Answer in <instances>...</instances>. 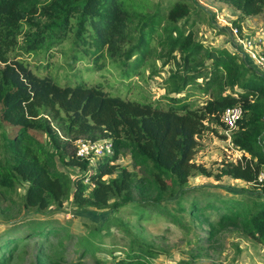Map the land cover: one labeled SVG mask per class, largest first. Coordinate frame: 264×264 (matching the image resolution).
<instances>
[{
	"label": "trees",
	"instance_id": "obj_1",
	"mask_svg": "<svg viewBox=\"0 0 264 264\" xmlns=\"http://www.w3.org/2000/svg\"><path fill=\"white\" fill-rule=\"evenodd\" d=\"M218 1L231 4L243 16L264 11V0ZM36 4V0H0V206L16 197L18 184L24 180L27 185L17 210L60 206L67 199L76 208L114 212L131 205L137 220L158 214L184 227L186 214L191 222L207 225L208 238L237 230L264 243V185L256 192L261 198H188L186 207L179 200L187 191L189 176L209 175L191 161L204 120L207 116L219 120L224 109L236 105L241 116L230 142L241 155L235 162L221 164L216 177L226 175L257 183L264 166V75L245 64L237 53L195 40L177 24L187 12L178 0L163 14L157 7L150 12L141 0H48ZM34 13L45 20L41 22ZM71 18L75 19L73 30ZM22 21L28 23L23 35L26 43L16 46ZM156 28L158 44L165 46L160 57L164 63L172 60L175 68L168 70L164 94L154 103L109 94L98 84L77 81L60 86L16 59L18 49L32 52L38 45L73 31V42L92 46L87 48L91 55L105 47L108 55L121 63L131 61L136 54L142 60L151 37L146 32ZM174 52L179 54V62ZM234 86L238 92H222ZM192 89L207 95L203 103L195 105L188 100ZM79 136L108 138L113 153L96 159L90 167L86 159L68 150ZM121 148L127 150L135 170L116 164ZM55 157L81 174L73 178L66 175L57 168ZM85 177L91 184L83 182ZM173 199L179 210L166 206ZM11 209L16 210L15 206ZM3 211L6 209L0 208V214ZM19 214L15 212V216ZM97 233L89 230L85 237L75 236L81 253H94L99 239L93 236ZM63 236L74 234L53 219L19 218L0 233V264H9L18 246L29 237H34L37 264L45 263L46 247L54 241L57 262L63 254L64 245L59 240ZM113 252L107 250L109 258H116L113 264H145L146 257L155 254L136 237L124 254L115 256Z\"/></svg>",
	"mask_w": 264,
	"mask_h": 264
},
{
	"label": "rangeland",
	"instance_id": "obj_2",
	"mask_svg": "<svg viewBox=\"0 0 264 264\" xmlns=\"http://www.w3.org/2000/svg\"><path fill=\"white\" fill-rule=\"evenodd\" d=\"M36 1L38 6L48 2V0ZM141 1L150 12L157 7L159 14H163L175 0ZM178 1L185 4L187 12L177 24L185 31H190L195 40L204 46L225 48L235 52L245 64L258 71L255 59L249 53H256L254 55L257 58V55L264 52V11L257 15L243 16L231 4L218 0ZM34 17L41 19V22L45 20L44 16L37 13H34ZM70 21L73 30L75 19L71 18ZM27 26L28 23L22 21L21 31L16 37V46H25L23 35ZM157 32L159 28L146 32V35L151 37L142 60H139L140 54H136L134 59L131 57V61L125 63L110 57L105 47H101L91 55L88 49L92 46L73 42V31L57 41L38 45L32 52H26L21 48L15 54L18 55L16 59L26 64L33 73L38 76H48L60 86L73 85L77 81L86 85L98 84L109 94L154 103L164 94L163 82L168 70L175 68L172 60L164 63L160 57L165 51V46L158 44ZM135 39L136 33L132 35L133 42ZM247 41L253 44L252 49L246 45ZM174 55L175 61L179 62V54L174 52ZM198 80L202 82L201 79ZM238 90V87L234 86L222 92L232 94ZM189 92L193 94L188 100L195 105L203 103L207 98V95L197 90L192 89ZM181 95L177 94V96ZM232 132L233 130H228L224 126L220 118L215 120L211 116L206 117L203 130L195 138L191 161L202 167L209 175L195 173L189 176L185 183L187 191L179 199L180 204H185L186 207L188 198L202 200L214 195L236 200L262 197L256 192H259L264 185V166L261 168L257 183L249 184L226 175L216 177L221 164L235 162L241 155L230 142ZM68 150L73 151V143L70 142ZM119 152L120 157L116 164L128 170H135L127 150L121 148ZM55 163L60 171L72 175V178L81 174L77 168L66 166L57 157ZM85 172L89 173L87 170ZM26 185V181H20L16 197H13L8 204L0 206L6 209L0 214V233L3 229L10 228L19 218L25 217L53 219L64 231L74 234V237L59 238L64 248L57 262L54 256V250L57 249V246H54L55 241L50 247L47 246L44 264H113L116 258H109L107 250H114L115 256H120L127 252L133 237L155 250L153 256L146 257L145 264H264V243L243 236L237 230L222 231L215 238H208L207 225H199L196 220L191 222L186 214L182 218L186 224L183 227L173 224L158 214H153L148 219L137 220L135 207L131 205L114 212L91 207L76 208L71 204V200L67 199L60 206L50 204L41 210L25 208L17 210L21 207L19 204ZM13 201L16 205L11 203ZM12 206H15L16 210L11 209ZM166 206L172 210L180 209L175 199L167 201ZM16 211H20L17 216H15ZM207 214L212 218L215 216L211 212ZM89 230L98 232L93 236L94 240L99 239L98 248H95L94 253H81L79 251L81 247L76 245L75 236L85 237ZM51 239L53 238L51 237L50 241ZM33 240L34 237H29L22 242L9 264H37Z\"/></svg>",
	"mask_w": 264,
	"mask_h": 264
},
{
	"label": "built area",
	"instance_id": "obj_3",
	"mask_svg": "<svg viewBox=\"0 0 264 264\" xmlns=\"http://www.w3.org/2000/svg\"><path fill=\"white\" fill-rule=\"evenodd\" d=\"M246 45L251 49L253 47L251 41H247ZM249 54L252 58L255 59V64L258 72L264 75V52L257 55V58H255L254 55L256 53L253 52ZM240 116L241 108L236 105L224 109V111L220 115V120L228 130H233L235 128L236 121L240 118ZM73 150L74 155L78 158L86 159L88 161V166L90 167H94L96 159L102 157L103 155H110L113 153L112 143L108 138H97L95 140H89L86 138L78 137L73 141ZM83 182L91 184L86 177L83 179Z\"/></svg>",
	"mask_w": 264,
	"mask_h": 264
},
{
	"label": "crops",
	"instance_id": "obj_4",
	"mask_svg": "<svg viewBox=\"0 0 264 264\" xmlns=\"http://www.w3.org/2000/svg\"><path fill=\"white\" fill-rule=\"evenodd\" d=\"M245 54V53H244Z\"/></svg>",
	"mask_w": 264,
	"mask_h": 264
}]
</instances>
